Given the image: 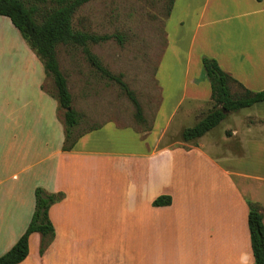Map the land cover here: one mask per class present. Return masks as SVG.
<instances>
[{
	"label": "crops",
	"instance_id": "crops-1",
	"mask_svg": "<svg viewBox=\"0 0 264 264\" xmlns=\"http://www.w3.org/2000/svg\"><path fill=\"white\" fill-rule=\"evenodd\" d=\"M164 33L157 96L138 99L148 126L107 119L64 150L53 81L48 89L42 60L0 15V37L16 40L0 46L20 49V59L8 54L2 64L28 66L19 78L31 83L28 91H8L0 105L10 114L0 121V256L25 232L41 188L62 193L48 210L54 236L40 254L41 235L32 232L17 264H88L84 251L93 244L95 258L106 248L115 264L254 263L247 214L249 201L264 212V100L228 112L248 110L222 140L208 137L213 127L192 141L163 142L180 137L185 118L196 123L211 107L203 56L235 80L232 92L239 84L264 89V0H174ZM160 196L170 204L154 205Z\"/></svg>",
	"mask_w": 264,
	"mask_h": 264
},
{
	"label": "rangeland",
	"instance_id": "rangeland-1",
	"mask_svg": "<svg viewBox=\"0 0 264 264\" xmlns=\"http://www.w3.org/2000/svg\"><path fill=\"white\" fill-rule=\"evenodd\" d=\"M168 2V0H91L78 8L72 19L75 28L99 35L122 36V43L111 37L97 44L91 43L89 48L110 71L122 73L123 80L140 101L146 95L155 98L158 93L154 72L165 46L164 20ZM0 42L14 44L16 40L4 34L0 37ZM0 47H2L0 48L1 105L8 91L13 89L28 91L31 83L19 78V76L27 75L28 66L15 64L6 68L2 64L6 55L17 57L20 49L17 46L15 48ZM57 56L60 67L68 76V87L73 96L72 106L80 115L78 124L72 129V137L77 136L89 126L107 119H115L121 125H136L140 130L148 126V122L142 124L135 120L133 105L123 91L116 83L102 78L87 62L80 48L59 44ZM70 56L74 58L73 61L69 60ZM43 73L40 67L37 74L41 76ZM49 79L45 83L47 88L52 83L51 77ZM236 92H241V89L233 90V93ZM53 95L56 98L54 92ZM8 111H0L1 122H5L10 117ZM246 112L248 110L243 109L228 114L207 133L208 137L212 136L217 140L226 138L227 131L240 128L242 115ZM194 123L195 119L188 117L185 118L183 126L188 127ZM178 139L180 137H167L163 143L170 144ZM93 250L94 244L84 251L85 262L88 264H115L113 259L108 260L106 257L112 256L108 249L103 248L101 253L97 251V258L94 257Z\"/></svg>",
	"mask_w": 264,
	"mask_h": 264
},
{
	"label": "trees",
	"instance_id": "trees-1",
	"mask_svg": "<svg viewBox=\"0 0 264 264\" xmlns=\"http://www.w3.org/2000/svg\"><path fill=\"white\" fill-rule=\"evenodd\" d=\"M90 0H0V15L7 16L19 30L22 37L42 60L46 75L51 77L54 94L59 107L63 110L65 138L63 149L73 147L77 136L72 137V129L78 124L79 113L71 105V94L67 80L60 70L57 58V45L76 44L81 46L82 54L91 67L104 79L114 82L123 91L134 108V118L143 123L142 107L134 91L123 80L122 73H113L93 53L88 44L98 43L115 38L122 43L119 34H95L75 30L72 17L77 9ZM166 17L169 15L174 0H168ZM202 67L211 88V107L192 126L182 129L180 138L192 141L204 135L225 118L230 111L251 106L264 100V89L251 91L241 84V92L233 93L230 83L235 80L221 69L214 58L203 56ZM62 198V193L46 192L41 188L34 191V210L25 232L16 243L0 256V264H17L28 255V239L32 232L41 235L39 252L42 254L54 236V227L50 221V206ZM154 205L170 204L169 196H160L153 201ZM264 212L259 204L249 201L247 223L250 244L254 257L253 264H264Z\"/></svg>",
	"mask_w": 264,
	"mask_h": 264
}]
</instances>
